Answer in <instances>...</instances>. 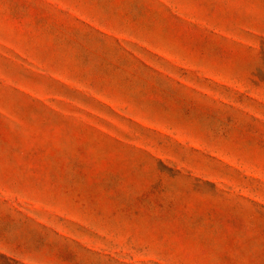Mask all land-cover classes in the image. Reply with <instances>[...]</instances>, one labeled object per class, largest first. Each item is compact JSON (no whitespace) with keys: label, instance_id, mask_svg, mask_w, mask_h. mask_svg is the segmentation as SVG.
<instances>
[{"label":"rangeland","instance_id":"obj_1","mask_svg":"<svg viewBox=\"0 0 264 264\" xmlns=\"http://www.w3.org/2000/svg\"><path fill=\"white\" fill-rule=\"evenodd\" d=\"M0 264H264V0H0Z\"/></svg>","mask_w":264,"mask_h":264}]
</instances>
